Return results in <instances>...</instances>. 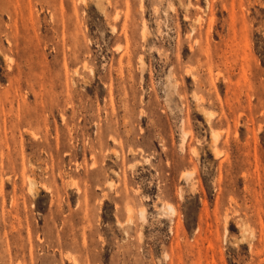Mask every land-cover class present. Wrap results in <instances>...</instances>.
Returning a JSON list of instances; mask_svg holds the SVG:
<instances>
[{
    "label": "rangeland",
    "instance_id": "obj_1",
    "mask_svg": "<svg viewBox=\"0 0 264 264\" xmlns=\"http://www.w3.org/2000/svg\"><path fill=\"white\" fill-rule=\"evenodd\" d=\"M0 264H264V0H0Z\"/></svg>",
    "mask_w": 264,
    "mask_h": 264
},
{
    "label": "bare ground",
    "instance_id": "obj_2",
    "mask_svg": "<svg viewBox=\"0 0 264 264\" xmlns=\"http://www.w3.org/2000/svg\"><path fill=\"white\" fill-rule=\"evenodd\" d=\"M217 138H218V136H217ZM142 212H143V210H141Z\"/></svg>",
    "mask_w": 264,
    "mask_h": 264
}]
</instances>
